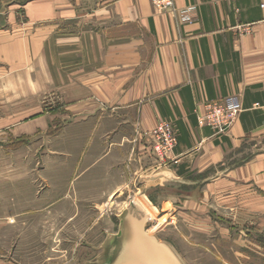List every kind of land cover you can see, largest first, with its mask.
Segmentation results:
<instances>
[{"label": "crops", "instance_id": "1", "mask_svg": "<svg viewBox=\"0 0 264 264\" xmlns=\"http://www.w3.org/2000/svg\"><path fill=\"white\" fill-rule=\"evenodd\" d=\"M175 3L174 13L158 11L151 0L31 4L30 21L46 25L45 32L55 23L56 36L72 40L70 51L63 47L74 63L65 76L86 92L74 100L88 103L86 111L72 108L73 115L78 122L87 120L96 147L94 161L81 169L95 175L87 196L114 199L132 188L142 191L146 184L203 185L188 194L167 193L161 206L132 197L117 214L118 230L84 264H222L227 260L222 249L221 258L204 250L189 257L188 252L197 251L192 244L147 229L156 219L171 223L184 214V228L201 231L190 234L203 248L231 240L255 246L250 236L234 239L225 225L205 218L212 207L206 203L220 197L231 203L238 236L247 235L245 227L264 231V0ZM228 96L243 110L229 132L217 136L199 125L198 115L205 114L208 103ZM10 97L2 105L0 134H29L31 125L16 122V97ZM162 121L171 122L178 137L175 162L168 164L153 152L152 132ZM232 250L233 263L250 259L244 251L235 259Z\"/></svg>", "mask_w": 264, "mask_h": 264}, {"label": "rangeland", "instance_id": "2", "mask_svg": "<svg viewBox=\"0 0 264 264\" xmlns=\"http://www.w3.org/2000/svg\"><path fill=\"white\" fill-rule=\"evenodd\" d=\"M34 1L0 0V113L6 110L2 105L15 95L16 122L31 125L29 134H0V264H84L98 253L96 247L118 230L117 214L132 197L161 206L167 193L182 190L188 194L203 185L146 184L142 191L132 188V192L114 199L87 196L93 192L95 175L81 173V169L94 161L96 147L89 138L87 120L78 122V116L73 115L72 108L86 111L88 103L74 100L86 92L65 76L71 75L74 63L72 54L63 53V47L69 46L70 51L72 40L58 38L55 23L47 25L45 32L41 28L46 25L30 21ZM58 81L67 84H56ZM220 199L224 206L218 204ZM220 199L206 203L212 207L205 218L225 225L234 239L250 236L256 240L255 246L231 240L203 248L197 245L199 237L190 234V230L201 231L184 228V214L177 215L171 223L156 219L147 229L173 241L178 242L180 237L192 244L197 251L188 252L189 257L204 250L221 258L218 249H222L227 260L220 262L237 264L232 261L233 249L235 259L242 251L250 255L240 264H264V256L260 255L264 254V231L257 226L252 231L245 227L242 232L247 235L238 236L239 225L233 224L237 219L228 208L231 203Z\"/></svg>", "mask_w": 264, "mask_h": 264}, {"label": "built area", "instance_id": "3", "mask_svg": "<svg viewBox=\"0 0 264 264\" xmlns=\"http://www.w3.org/2000/svg\"><path fill=\"white\" fill-rule=\"evenodd\" d=\"M155 9L161 12L174 13L176 11L175 0H151ZM243 108L234 97L228 96L222 102L208 103L204 115H198V123L201 126L211 127L215 134L224 136L237 121ZM153 152L163 163L175 162L174 152L178 144V137L173 124L162 121L152 132Z\"/></svg>", "mask_w": 264, "mask_h": 264}, {"label": "water", "instance_id": "4", "mask_svg": "<svg viewBox=\"0 0 264 264\" xmlns=\"http://www.w3.org/2000/svg\"><path fill=\"white\" fill-rule=\"evenodd\" d=\"M133 203H134V204H136V202H135V201H134ZM148 219L151 221V218H150V217H148Z\"/></svg>", "mask_w": 264, "mask_h": 264}, {"label": "bare ground", "instance_id": "5", "mask_svg": "<svg viewBox=\"0 0 264 264\" xmlns=\"http://www.w3.org/2000/svg\"><path fill=\"white\" fill-rule=\"evenodd\" d=\"M149 211V210H148ZM151 214V213H150ZM152 215V214H151ZM149 217H151L150 215H148Z\"/></svg>", "mask_w": 264, "mask_h": 264}]
</instances>
